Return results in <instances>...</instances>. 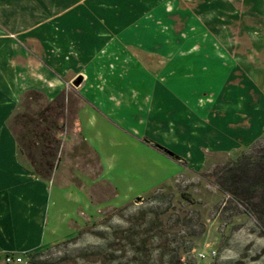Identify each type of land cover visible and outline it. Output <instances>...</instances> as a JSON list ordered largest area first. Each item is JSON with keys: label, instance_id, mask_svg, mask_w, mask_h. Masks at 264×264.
Returning a JSON list of instances; mask_svg holds the SVG:
<instances>
[{"label": "crops", "instance_id": "1", "mask_svg": "<svg viewBox=\"0 0 264 264\" xmlns=\"http://www.w3.org/2000/svg\"><path fill=\"white\" fill-rule=\"evenodd\" d=\"M33 91L77 97L79 142L60 136L49 180L10 129ZM263 135L264 0H0V260L73 234L99 180L141 196ZM66 150H92L100 175Z\"/></svg>", "mask_w": 264, "mask_h": 264}, {"label": "rangeland", "instance_id": "2", "mask_svg": "<svg viewBox=\"0 0 264 264\" xmlns=\"http://www.w3.org/2000/svg\"><path fill=\"white\" fill-rule=\"evenodd\" d=\"M248 14L244 11V17ZM43 96H24L18 111L34 114L46 107L49 100ZM69 99L59 136L72 134L78 141L77 97L69 93ZM66 151L70 171L79 169L87 181L100 175L92 150ZM242 151L207 153L202 165L185 166L141 196L122 197L99 180L91 208L74 233L17 264H264V235L255 217L220 190L222 168ZM0 264H6L4 259Z\"/></svg>", "mask_w": 264, "mask_h": 264}, {"label": "trees", "instance_id": "3", "mask_svg": "<svg viewBox=\"0 0 264 264\" xmlns=\"http://www.w3.org/2000/svg\"><path fill=\"white\" fill-rule=\"evenodd\" d=\"M28 95L44 97L36 91ZM63 97L62 94L48 101L46 107L34 114L18 111L10 121L20 155L38 177L45 180L52 177L59 159L62 143L59 119L65 106ZM17 126H21L20 131ZM220 190L234 197L247 214L255 217L264 235V135L250 150L242 151L234 161L222 168ZM39 255L40 252L30 254L29 259L34 260Z\"/></svg>", "mask_w": 264, "mask_h": 264}, {"label": "built area", "instance_id": "4", "mask_svg": "<svg viewBox=\"0 0 264 264\" xmlns=\"http://www.w3.org/2000/svg\"><path fill=\"white\" fill-rule=\"evenodd\" d=\"M24 256V254L9 253L5 255L4 261L6 264H17L23 262ZM200 256H203V254H200Z\"/></svg>", "mask_w": 264, "mask_h": 264}, {"label": "water", "instance_id": "5", "mask_svg": "<svg viewBox=\"0 0 264 264\" xmlns=\"http://www.w3.org/2000/svg\"><path fill=\"white\" fill-rule=\"evenodd\" d=\"M81 82H82V77H77V78L72 82V84H73V86L78 87V86L81 84ZM162 149H163V151H164L166 154H168V155L171 156L172 158H175V159H177V160L180 159V157H179L178 155H176L174 152H172V151H170V150H168V149H166V148H162ZM141 199H142L141 197H138V198H137V201H140Z\"/></svg>", "mask_w": 264, "mask_h": 264}]
</instances>
